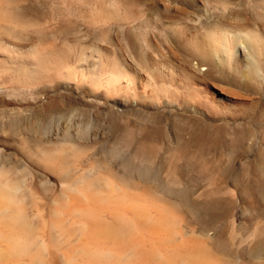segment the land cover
<instances>
[{"label":"rangeland","instance_id":"rangeland-1","mask_svg":"<svg viewBox=\"0 0 264 264\" xmlns=\"http://www.w3.org/2000/svg\"><path fill=\"white\" fill-rule=\"evenodd\" d=\"M242 10L246 27L236 15ZM263 27L257 0H0V33L14 42L0 50L29 59L22 73L0 64V129L16 127L17 111H138L144 118L130 120L128 147L112 142L109 126L123 118L84 119L73 131L85 140L103 137L106 154L127 174L171 191L195 220L217 227L215 211L193 196L200 174L221 172L215 164L236 158L234 177L251 175L253 195L264 199V51L250 50L262 47ZM162 68L176 80L157 79ZM137 148L155 163L133 160ZM166 172L184 186L168 187ZM216 244L227 250L226 234Z\"/></svg>","mask_w":264,"mask_h":264},{"label":"bare ground","instance_id":"bare-ground-1","mask_svg":"<svg viewBox=\"0 0 264 264\" xmlns=\"http://www.w3.org/2000/svg\"><path fill=\"white\" fill-rule=\"evenodd\" d=\"M244 11L236 15L246 27ZM2 33L0 49L12 47L13 40ZM260 43L251 52L264 51ZM12 59L0 50L1 65L27 71L29 59ZM64 59L59 53L58 62ZM167 69L154 72L155 77L172 83L176 78ZM221 95L235 104L240 100ZM117 114L35 109L12 113L19 122L13 129L1 126L0 264H264V249L256 251L264 234V199L253 195L251 175L246 182L234 177L236 158L215 164L211 169L221 172L200 174L195 181V201L215 211L218 225L210 227L195 220L171 191L127 174L123 162L106 154L110 144L103 137L85 140L73 131L88 123L84 119L123 118L109 126L116 131L112 142L128 147L125 132L135 127L130 120L144 116ZM137 151L133 160L155 163L152 155L144 159ZM165 182L184 186L169 172ZM220 234H226L227 250L216 244Z\"/></svg>","mask_w":264,"mask_h":264}]
</instances>
